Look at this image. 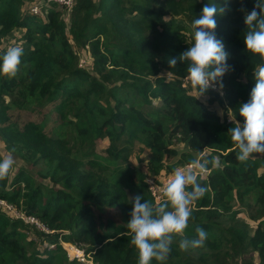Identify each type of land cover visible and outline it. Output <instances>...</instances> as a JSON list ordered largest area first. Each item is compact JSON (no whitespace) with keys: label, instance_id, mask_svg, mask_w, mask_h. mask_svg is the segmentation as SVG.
<instances>
[{"label":"trees","instance_id":"obj_1","mask_svg":"<svg viewBox=\"0 0 264 264\" xmlns=\"http://www.w3.org/2000/svg\"><path fill=\"white\" fill-rule=\"evenodd\" d=\"M207 3L225 8L216 17L215 35L231 53L228 63L233 68L223 78V88L217 85L223 92L221 104L228 107L222 117L203 103L213 104L219 94L210 89L209 98L196 100L185 87L186 65L172 69L168 63L193 43L191 23ZM255 3L244 0L243 7L251 11ZM35 6L39 14L33 13ZM241 7L240 0H75L68 23L65 9L52 1L0 0V56L9 47L24 51L18 76H0L5 149L25 151L34 166L54 165L49 179L59 186L36 185L24 169L0 182L1 200L52 232L0 212V264H83L70 260L62 243L87 256L95 253V264H137L130 237L123 235L131 219L130 198L141 195L154 201L144 179L134 187L126 151L141 144L160 154L176 136L194 152L207 149L220 155L222 163L209 165L210 174L201 180L207 192L197 207L209 209L192 215L187 229L192 237L196 227L203 228L206 248L181 251L176 240L166 264H229L249 251L264 264V155L242 164L228 135L234 126L228 112L243 123L239 106L250 99L253 74L264 63L246 51ZM88 55L89 68L80 64ZM154 100L160 107H154ZM50 105L60 120L55 137L46 133V121L20 125L7 115L14 109L36 112ZM99 140L109 141L107 157L95 152ZM182 156L186 163L195 158ZM162 167H153L152 176L176 168ZM255 191L260 196L253 219L259 225L253 233L240 221L220 224V208L232 200L243 203ZM108 198L119 204L121 220L104 210ZM41 242L55 247L42 252Z\"/></svg>","mask_w":264,"mask_h":264},{"label":"clouds","instance_id":"obj_2","mask_svg":"<svg viewBox=\"0 0 264 264\" xmlns=\"http://www.w3.org/2000/svg\"><path fill=\"white\" fill-rule=\"evenodd\" d=\"M240 3L246 25L243 34L246 51L264 61V0H256L251 11L243 7L244 0ZM224 12L225 8L214 3L205 4L191 23L193 43L178 57L168 60L172 69L178 63L186 65V78L197 95L196 100L206 97L216 85L222 89L223 78L233 70L228 63L231 53L215 35L216 17ZM23 55L21 47H9L0 56V76L15 79L20 72ZM253 76L250 99L238 109L243 123L236 119L228 132L236 158L242 164H247L257 155H264V63L257 66ZM13 152L14 149L0 156V182L9 180L15 169ZM209 165L217 167V160L194 158L185 166L176 167L162 186L164 199L158 205L146 201L141 195L130 198L131 219L123 235L130 237V244L137 253V264H151L153 260L166 264L176 240H179L181 251L205 245L208 233L203 228L196 227L192 237L187 235V229L194 204L207 192L201 180L209 171Z\"/></svg>","mask_w":264,"mask_h":264},{"label":"rangeland","instance_id":"obj_3","mask_svg":"<svg viewBox=\"0 0 264 264\" xmlns=\"http://www.w3.org/2000/svg\"><path fill=\"white\" fill-rule=\"evenodd\" d=\"M43 1V0H42ZM159 4L164 2L165 0H156ZM65 19L69 23V12L65 10ZM5 43H8L6 40ZM87 61L88 68L92 67V59L90 55L85 58ZM185 87L189 89L190 94L196 95L193 93L190 81L187 80V78L184 79ZM213 90V89H212ZM215 93H218L220 98L214 100L213 104L209 105L208 102H203L209 109L216 112L219 116L222 117V115L225 113L227 104L222 105L221 100L223 98V92L220 88H217L214 90ZM210 94V92H208ZM207 94V97L209 98V95ZM215 94L210 95V98H214ZM154 107H160L159 106V100H154ZM228 108V107H227ZM10 117L11 122H17L20 125H25L29 122H35L39 123L42 121H46V133L51 136L55 137V129L60 123L59 121V115L56 113V109L54 105L47 106L46 108H43L42 110H38L36 112H26V111H19V110H11L7 113ZM228 117L233 118L232 112H228ZM234 119V118H233ZM71 131L70 129L67 130V132ZM77 140V139H76ZM72 139L70 137V143L73 144L75 147H78L77 141ZM109 141L108 140H99L95 146V152L98 155H102L107 157L108 156V149H109ZM5 142L0 132V154L2 156L7 155L8 152L5 149ZM184 154H192L195 158H207V159H216L218 166H221L222 163V157L218 154L212 153L207 149H204L203 151L194 152L191 150L188 146V143L184 140H181L179 136H176L172 139L168 140V144L165 146V148L162 150L160 154H155L150 148L144 147L141 144H134L129 145L128 149L126 151V160L125 163L132 169V175H133V181H134V187L136 185H139L141 183L140 179H146L148 176L152 175L153 173V167H155L158 164H162V169L165 170L170 167H182L186 165V161L183 158L182 155ZM14 158L16 160V166L15 169L11 175H16L20 169H24L29 176L32 178V182L34 184H42L49 187H56L57 186L53 181H51L50 173L52 172L54 165L51 166H44L42 164L38 166H34L32 161L28 156L25 155V151H23V154H19L16 152H13ZM90 159H87L86 161H89ZM86 169H92V171L98 173L97 170L86 166ZM208 173V172H207ZM202 178V180L206 179V175ZM210 173V170H209ZM260 194L258 191L253 192V194L245 200L243 203L239 201H229L225 204V208H220L219 214L222 216V218L219 220L221 225H227L229 222L234 221H240L242 223H245L246 226L249 228L251 233L255 231V229L259 225V221L253 219V215L255 214V210H257V199L259 198ZM13 205V204H12ZM17 210H21L16 205H13ZM105 208L104 210L108 212V215H110L112 218L118 220H121L120 214L122 213L121 209L119 208V204L114 203L110 198H108L105 201L104 204ZM209 208H199L197 207V203L194 204L192 208V215H196L197 213L201 212L202 210H208ZM211 209V208H210ZM215 209V208H214ZM0 212L5 213L2 209H0ZM6 214V213H5ZM107 215V217H108ZM30 239L35 240L36 237L32 236V234L28 235ZM38 240V239H37ZM38 242H40L38 240ZM39 249H41L42 252L47 249V251L52 250L55 245H50L49 243H40ZM62 246L64 249L67 250L68 256L70 257V260H72V257L81 256L82 251L78 248L67 245L65 243H62ZM206 248V246H203ZM95 253H92L90 256L85 255L84 257L81 256L80 261L83 264H95L92 260V256ZM83 257V258H82ZM229 264H259V257L256 252H246L243 256V259H239L237 261H230Z\"/></svg>","mask_w":264,"mask_h":264},{"label":"built area","instance_id":"obj_4","mask_svg":"<svg viewBox=\"0 0 264 264\" xmlns=\"http://www.w3.org/2000/svg\"><path fill=\"white\" fill-rule=\"evenodd\" d=\"M48 1H52L54 3H57L60 7L64 8L69 13L72 11V9L75 6V0H48ZM32 11L34 14H39L40 13V7L35 6L32 9ZM80 64L83 66L87 65L86 59L81 57ZM217 88L218 87L216 85L213 88V90H216ZM231 121H234L233 118H229L228 122H231ZM171 173L172 172L162 173L160 176L150 175L145 179L147 190H148L149 194L151 195L155 205H158L159 203H161L163 201L164 197H163V192H162V186L166 183L167 178ZM208 174H210L209 171L206 175V178H207ZM0 209L7 212L9 215L14 217L15 219L22 220L26 224L35 226L37 229L45 232L46 234L52 233L51 231H49V229L43 223H41L39 221V219H37L34 216L25 215L21 210H17L12 204H9L5 200L0 199ZM81 256H83V257L85 256L83 251H82ZM81 256L72 257L73 258L72 260L77 259L80 261Z\"/></svg>","mask_w":264,"mask_h":264}]
</instances>
